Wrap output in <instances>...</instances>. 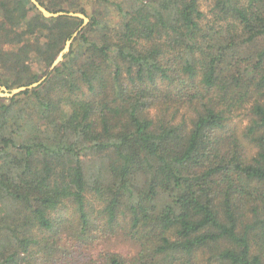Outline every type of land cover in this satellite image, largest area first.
Here are the masks:
<instances>
[{"label":"trees","instance_id":"1","mask_svg":"<svg viewBox=\"0 0 264 264\" xmlns=\"http://www.w3.org/2000/svg\"><path fill=\"white\" fill-rule=\"evenodd\" d=\"M36 1L0 0V87L46 76L0 97V264H264V0Z\"/></svg>","mask_w":264,"mask_h":264},{"label":"water","instance_id":"2","mask_svg":"<svg viewBox=\"0 0 264 264\" xmlns=\"http://www.w3.org/2000/svg\"><path fill=\"white\" fill-rule=\"evenodd\" d=\"M30 2L36 8V10L39 11L42 14V16L45 17V18H57L59 16L66 15L63 12L51 13V12L47 11L45 8H43L36 0H30ZM67 15L70 16V17H75V18L81 19L82 20V25L77 31H75L72 34L71 38L66 41L63 50L59 53V55L57 56L55 61L52 63V65H51L49 70H52L55 66H57L63 60V57L69 51V47L71 45V42H72L73 38H75L77 36V34L81 30V28L84 27L85 25H87V23L89 21V19L85 15H83L81 13L70 12ZM45 79H46V76H43L40 80L30 84L29 86H23V87L15 88V89H12V90H7V89L2 87V88H0V97H2V98H12L13 96H15V95H17V94H19L21 92H24L26 90H31V89H34V88L38 87L39 85H41L43 83V81Z\"/></svg>","mask_w":264,"mask_h":264},{"label":"rangeland","instance_id":"3","mask_svg":"<svg viewBox=\"0 0 264 264\" xmlns=\"http://www.w3.org/2000/svg\"><path fill=\"white\" fill-rule=\"evenodd\" d=\"M200 3H201L202 10L203 9H206V1L205 0H201ZM0 88H2V87H0ZM118 245H121V244H117L116 246H118ZM119 249H120V251H123L124 253L131 252L132 251V248L129 245L121 246Z\"/></svg>","mask_w":264,"mask_h":264}]
</instances>
